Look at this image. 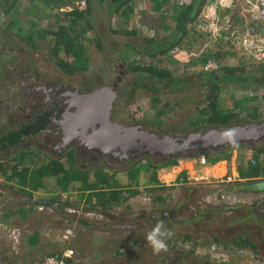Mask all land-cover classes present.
I'll use <instances>...</instances> for the list:
<instances>
[{
	"label": "rangeland",
	"instance_id": "374dc122",
	"mask_svg": "<svg viewBox=\"0 0 264 264\" xmlns=\"http://www.w3.org/2000/svg\"><path fill=\"white\" fill-rule=\"evenodd\" d=\"M10 1L0 0V99L5 98L11 88L14 93L18 92L16 75L21 71L25 72L27 79L34 78L36 86L54 88L56 94L66 89L75 88L78 93H86L101 86H111L120 74V89L124 97L114 109L111 116L113 121L124 125L137 122L144 130L158 135L184 136L213 127L207 123V117L200 113L207 105V101H204L206 91L198 89L195 84L186 87L188 77L200 71L211 72L226 66L242 65L247 71H251L264 62V0H232L231 5L220 4L216 9L219 14L213 16L209 15L212 7L204 8V14L202 12L195 21L187 25V35L181 43L167 53L155 57L136 51L132 44L141 45L144 38H160L171 31V27L166 29L162 24L168 23L171 18L172 2L160 13L152 9V0H133L134 13L128 23L116 14L109 18L104 12L92 21L96 34L90 30L79 34V43L84 48V64L87 67L78 68L77 71H67L59 67L51 53L54 45L51 32L57 31V26L76 22L74 31L85 29L83 19L77 20L65 14L72 10L71 8L81 11L76 2L73 7L61 5L59 9H52L53 6L46 7L41 1L17 0L12 4V10L6 14L3 8L8 6ZM226 8L230 10V14H222ZM239 12L244 15L241 23H233L229 15H238ZM14 19L17 20L16 24L9 28L8 23ZM124 29L136 30L137 37L113 33V30ZM27 36L32 38L34 44L30 45L25 41ZM97 36L102 41V52L97 44ZM57 58L67 63L74 61L73 56L62 50ZM208 61L212 62V65L205 69ZM120 64L123 67H120ZM132 64L169 69L178 76V81L173 86L177 89L164 87L155 91L159 94L160 101L153 105L155 93L149 88L151 86H142L138 80L132 86L128 85L129 81L137 79V74L129 70ZM122 70L126 72L121 74ZM57 86L59 88H56ZM238 87L222 91L219 105L229 109L236 101L251 99V102L254 101L258 105L261 117L259 120L263 121L264 86ZM238 111L239 116L233 121L234 124L251 122L245 110ZM12 126L18 127L19 124ZM1 128L2 132L6 129L4 126ZM34 146V140L27 139L23 146L20 147L19 144L7 153L8 156L25 153V162L30 165L29 169L32 171L49 161L47 155L36 156ZM235 146L243 171V168L249 165L245 162L252 161L251 155L254 152L250 147H258L261 144L236 143L233 147ZM143 157L145 156L138 157V160ZM260 160L264 161V154ZM150 161L156 164L162 162L157 156L151 157ZM14 162V157L4 162V167L8 168L6 172H11ZM63 163L69 166L71 161L64 159ZM74 163L76 168L82 171L89 168L83 167L81 160ZM105 163L110 167L120 166L122 169L127 166L124 163ZM262 180L263 175L254 181L244 179L240 182L233 179L227 182L225 178H218L183 185L168 184L158 194L151 192L150 201H146L152 205L149 212V215H153L152 227L162 221L165 227L171 230L172 239L168 241V248L172 250H182L200 256H207L212 252L210 254L216 260H220L217 255L220 257L223 254L225 257L220 260L222 264H264V239L259 242L258 238H262L263 229L259 231L254 223H245L251 219V213L246 215L247 210L244 211L250 209L264 216V187H257L264 185L258 184ZM121 182L125 180L121 179ZM242 184L250 188L246 189ZM156 195H162L163 200H156ZM244 230H248L249 235H243L242 238L249 239L259 253L250 245L242 248L235 246L236 242L239 244L236 237L242 235ZM186 234L190 236L189 239ZM215 237L218 240L214 239ZM201 242L206 243L202 245ZM213 243L221 247L214 251Z\"/></svg>",
	"mask_w": 264,
	"mask_h": 264
},
{
	"label": "crops",
	"instance_id": "0c3cea01",
	"mask_svg": "<svg viewBox=\"0 0 264 264\" xmlns=\"http://www.w3.org/2000/svg\"><path fill=\"white\" fill-rule=\"evenodd\" d=\"M220 4L231 5L232 0H204L199 15L208 6L215 9H210L209 15H217ZM151 7L153 9V4ZM222 14H230V10L226 8ZM229 16L233 23H241L244 15L239 12ZM7 151L0 145V168L8 158L15 157L8 156ZM222 153L215 162L206 156L204 165L199 163V155H189L178 159L174 165L162 166L156 170L158 183L151 181L152 172L145 170L146 160L142 158L140 162L137 158L124 163L127 166L123 169L106 163L89 167L79 172L84 179L75 180L76 185L67 189L58 181L61 174L58 177L46 175L37 182L30 181L33 172H27L22 180L1 169L0 264H40L45 256L60 254L66 249L73 251L68 264H222L212 258V252L200 256L168 248L154 253L145 240L153 225V215H149L152 205L146 202L150 201L151 192L160 193L180 177L185 180L184 184L221 180L227 175L244 181L236 149ZM35 155L40 156L37 152ZM101 175L111 183L101 185ZM156 198L163 200L162 195ZM171 239L167 240V245Z\"/></svg>",
	"mask_w": 264,
	"mask_h": 264
},
{
	"label": "trees",
	"instance_id": "16d2710c",
	"mask_svg": "<svg viewBox=\"0 0 264 264\" xmlns=\"http://www.w3.org/2000/svg\"><path fill=\"white\" fill-rule=\"evenodd\" d=\"M17 0H11L9 5L4 7V13H9L13 6L12 4L15 3ZM41 1L46 7L53 6L52 9H59L61 5L66 6H74V3L77 2V0H37ZM174 0H152L153 9L157 12H164L166 9V5L172 2L170 9H171V18L169 19V22L165 24H162L163 27L166 29H169L171 27V31L166 33L164 36L160 38H144L143 44L141 45H133L134 49L140 53H145L146 55L155 57L157 55H163L167 53L169 50L173 49V47L184 39V37L187 35V25L191 24L193 21L196 20L198 17L201 6L203 4L204 0H192L187 5H179L176 2H173ZM86 7L85 9L78 11L74 8H71L72 10L66 12L65 14L69 17H74L77 20L83 19L85 24V29H81L78 32L74 31V27L76 22L69 23V25H59L57 26L58 30L51 32L54 37V45L51 49V53L55 56V63L61 67L62 69H66L67 71H77L76 69H83L87 67V65L84 64V55L83 51L84 48L82 47V44L79 43V37L80 33H84L85 30H90L91 32H94V25L92 21L100 16V13H107L108 17L111 18L115 14L119 17L124 18V22L128 23V21L131 18V15L134 13V5L133 0H85ZM72 4V5H70ZM16 19L10 21L8 23V27L11 28L16 24ZM46 33V32H44ZM114 34L121 35V36H131V37H137L136 30H113ZM96 34V33H95ZM101 38L97 36V44L100 48V52H102V41ZM25 41L29 43L30 45L34 44V41L30 37H25ZM62 50L66 54L73 56V63H67L63 62L59 58H57L59 51ZM85 58V57H84ZM134 74H137V79L139 84L142 86H151L149 88L152 89V92L155 93V91H159L162 88H172L177 89L174 86L176 82L178 81V76L174 75L169 69L167 68H159L154 65H133L129 69ZM188 83H186V87L192 86L195 84V86L198 89H205V95H204V101H207V105L200 111V113H203L207 117V123L210 125L222 127L231 124L238 116L239 111L238 110H245L247 117L250 119V121H257L259 120L260 113H259V107L254 101H250L251 99H241L239 101L234 102L230 108H224L221 105H219V96L220 93L224 90L232 89V88H239V85H244L245 87H252V86H264V62L262 64H259L256 66L253 70L247 71L242 65L241 66H226L222 67L219 70L211 71V72H204L200 71L191 77L187 78ZM182 87V86H181ZM233 90V89H232ZM160 101V96L158 93H155L154 100L152 101L153 105H156ZM238 109V110H236ZM30 127V124L23 125L20 129L14 128L9 129V132L6 136L0 137V144L4 147L8 146H16L19 145L22 133H34L36 129L26 130V127ZM26 135V134H25ZM235 147H230L229 149H236ZM250 149L254 152V154L251 155V160H248L249 165L247 168H243V178L247 179L248 181H254L257 177L260 175L264 176V161L261 163L259 161L260 155L262 156L264 154V144L258 147H250ZM228 150V149H225ZM215 151L210 154L201 153L207 157L211 158L212 162L219 161L220 160V154L225 151ZM73 151H69L68 154H72ZM200 155V154H198ZM26 155L25 153H19L14 157L15 163L13 164L11 168V174L13 176H17L19 179L22 178L24 180L27 176V172H33L30 178V181L36 180L38 182L43 179L46 175H55L58 177L59 174V183L61 184L63 189L70 188V186H75V180L81 179L84 175L79 172H84L81 169L76 168V165L74 163L73 157H69L71 161V164L69 166L63 164L60 160H49L46 165H43L41 167L36 168L35 170L30 171V165H28L24 158ZM184 156H176L173 158H170L168 160L162 161L159 164L153 163L150 161V157H145L142 159L146 160L145 164V170L152 172L150 174V179L152 182H157L156 177V170L162 166H168V165H174L177 163L178 159L182 158ZM37 159V158H36ZM140 159L139 162L142 160ZM149 159V160H148ZM241 160V159H240ZM138 162V163H139ZM254 162L253 164H250ZM67 167V168H66ZM7 167H3L2 170L5 172L7 170ZM138 171V170H137ZM133 171V172H137ZM96 172H101L96 171ZM99 177V176H98ZM101 185H109L111 181L109 178L104 177L101 175ZM84 177L82 178V180ZM81 180V182H82ZM249 184L253 182H248ZM258 184H264V180L258 182ZM161 199V198H160ZM247 210V211H246ZM245 214L251 215V219L245 221V223L248 224V222L254 223L255 227L261 231V228L263 229L261 231V237L259 238V242H261V239H264V216L257 214L255 211H252L250 209H244ZM255 212V214H253ZM241 219V218H240ZM256 228V229H257ZM249 231L244 230L242 231V235L237 236L236 238L239 241V244L237 242L235 243L237 248H242L245 246H251L253 247L256 252L258 250L255 248L254 245L249 241V239H243V235L246 237V235ZM186 238L189 239L190 236L186 234ZM214 239L218 240L217 237ZM236 240V239H235ZM234 240V241H235ZM208 242V241H207ZM206 243V242H203ZM258 243V242H257ZM259 253V252H258Z\"/></svg>",
	"mask_w": 264,
	"mask_h": 264
},
{
	"label": "water",
	"instance_id": "95a60500",
	"mask_svg": "<svg viewBox=\"0 0 264 264\" xmlns=\"http://www.w3.org/2000/svg\"><path fill=\"white\" fill-rule=\"evenodd\" d=\"M72 95L74 112L64 118L63 128L70 136H81L88 149L102 154L114 151L118 156L121 152L127 157L126 152L131 151L138 157L161 155L173 158L188 152L200 154L207 149L233 146L221 135L225 129H235V144L254 141L264 135V120L224 127L213 126L184 136L158 135L144 130L141 124L126 126L113 121L111 110L116 93L110 87H100L86 93L75 91ZM77 129L80 131L77 132ZM40 202L51 203L45 200Z\"/></svg>",
	"mask_w": 264,
	"mask_h": 264
},
{
	"label": "flooded vegetation",
	"instance_id": "af4514ba",
	"mask_svg": "<svg viewBox=\"0 0 264 264\" xmlns=\"http://www.w3.org/2000/svg\"><path fill=\"white\" fill-rule=\"evenodd\" d=\"M120 67L123 66L120 64ZM125 72L126 70L120 71L121 74ZM16 80L18 92L14 93V89L11 88L5 98L0 99V131L2 130L1 126L6 127V129H4L3 134H0V137L6 136L10 128H17L13 126L11 127V125H15L16 123H18V129L19 127L21 129L23 125L30 124V127L27 126L26 130L31 129L32 131L33 129H36V131H34V133H22V137L19 143L20 147L25 144V141L27 139L34 140V148L36 149L35 151L43 155V157L47 155L48 160H72L69 157H73L74 162L81 160L83 162V167L95 168L105 162H108L109 164H121L128 163L131 161V159L135 160L138 158L136 153L131 151L126 152L127 157H124L121 152L118 156L115 154L114 151H110L109 154H102L96 150L88 149L83 144V141L80 138L81 136H79L78 134H76V136L69 135V133L63 128V125L64 118H66L70 112H74V107L71 105V103L73 102L72 93L75 91L78 92V90H76L75 88H73V90H62L61 92L56 94L54 92V88H44L41 86H36V80L34 78L27 79V75L24 71H21L19 74L16 75ZM121 82L122 78L119 74L117 75L114 83H112L111 86H101L110 87L116 93V98L113 101V106L111 110V116L113 115L114 109L116 108L118 102L121 103L124 97V93L120 89ZM135 82H137V80L132 79L128 82V85L132 86ZM56 88H59V86H57ZM137 124L140 123L136 122L130 125ZM229 125H234V123L232 122ZM79 131L80 130L77 129V132ZM88 132L89 131L87 130V133ZM245 143H257L263 145L264 135L260 136V138H258L257 140L244 143H237V145H243ZM13 147L8 146L6 148L7 150H9ZM226 147H229V145L223 146L220 149L215 150L207 149L203 153L210 154L215 151H221L223 149H226ZM69 151H73V153L68 154ZM117 151L119 152V150ZM184 154L180 156L196 155L193 152H188ZM154 156H157L159 160L162 161L170 159L169 157H163L161 155H153L147 157L151 158ZM86 170L87 169H83V171Z\"/></svg>",
	"mask_w": 264,
	"mask_h": 264
},
{
	"label": "clouds",
	"instance_id": "9594fccd",
	"mask_svg": "<svg viewBox=\"0 0 264 264\" xmlns=\"http://www.w3.org/2000/svg\"><path fill=\"white\" fill-rule=\"evenodd\" d=\"M221 135L229 142L235 144V129H225ZM201 155V153H200ZM205 156V155H204ZM264 187V185H257ZM172 235L171 230L166 228L162 221H158L145 235L147 244L152 248L154 253L167 251V239Z\"/></svg>",
	"mask_w": 264,
	"mask_h": 264
},
{
	"label": "built area",
	"instance_id": "2783aa9c",
	"mask_svg": "<svg viewBox=\"0 0 264 264\" xmlns=\"http://www.w3.org/2000/svg\"><path fill=\"white\" fill-rule=\"evenodd\" d=\"M191 1L192 0H179L178 3L180 5H187ZM76 4H77V6H78V8L80 10H83L86 7L85 0H77ZM210 65H212V62L208 61V63L206 64L205 69H207L208 66H210ZM198 161H199V163L204 165L207 162V158H206V156L201 154L198 157ZM225 181L231 182V181H233V178L230 175H227L225 177ZM184 183H186V182H185V180L182 177L176 178L172 182V184H175V185H183ZM212 249L215 251L217 249V247L212 245ZM72 254H73V251L71 249H66L60 254H51V255L45 256L40 261V264H68V260L71 258ZM223 257H225V255H223V254L220 257L217 255V258L220 259V260H223Z\"/></svg>",
	"mask_w": 264,
	"mask_h": 264
}]
</instances>
